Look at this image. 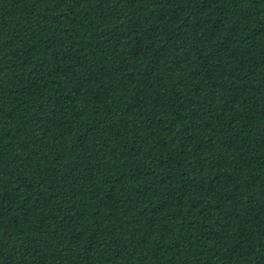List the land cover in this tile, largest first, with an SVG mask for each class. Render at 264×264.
Masks as SVG:
<instances>
[{
    "label": "trees",
    "instance_id": "1",
    "mask_svg": "<svg viewBox=\"0 0 264 264\" xmlns=\"http://www.w3.org/2000/svg\"><path fill=\"white\" fill-rule=\"evenodd\" d=\"M0 264H264V0H0Z\"/></svg>",
    "mask_w": 264,
    "mask_h": 264
}]
</instances>
